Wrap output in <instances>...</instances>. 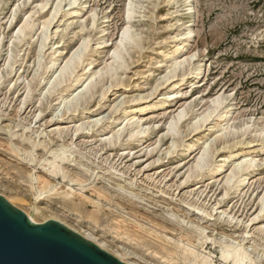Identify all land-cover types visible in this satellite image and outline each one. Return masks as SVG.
Here are the masks:
<instances>
[{
  "label": "rangeland",
  "instance_id": "374dc122",
  "mask_svg": "<svg viewBox=\"0 0 264 264\" xmlns=\"http://www.w3.org/2000/svg\"><path fill=\"white\" fill-rule=\"evenodd\" d=\"M129 1L79 0L80 4L71 8L69 0H62V12L73 8L81 12L78 18L69 19L63 29L61 45L56 47L59 59L55 70H60L57 68L64 65V60L71 56L84 38H88L91 44L88 49L97 48L91 60L85 58L81 65L83 67L91 62L90 73H97L112 62L110 53L119 44L125 26L132 25L142 40L135 36L122 52L127 67L124 63L126 68L122 67L124 69L119 73L126 81V87H114V91L107 92L104 98L96 93L91 103L86 105L80 102V107L77 105V113L74 111L76 108H70L71 115L69 108L62 109L58 103L62 94L73 92L69 91L70 86L67 87L70 82L67 85L65 83L67 88L65 85L57 87V91H53L56 95L49 94V78L45 74L41 75L50 62L49 50L52 45L47 43V47H43L40 54L43 59L37 57L42 23L52 14L59 0H0V81L3 79L0 82V195L27 214L35 224L49 220L67 224L80 235H90L94 243H103V250L126 264H185L180 260H172L164 251L162 243L154 240L159 231L138 217L144 212L148 218L164 222L169 229H176L168 234L174 239L181 231L168 220L169 214L172 217L175 215L178 221H185L183 225L187 230L196 232L191 234L195 244V235L203 232L217 242L240 241L239 238L249 225L252 242L248 240L247 244L256 242L264 245L257 237V228L264 225V218L249 222L257 215L258 201L264 194V152L256 158L261 164L250 174L249 184L241 194V199L232 191L226 194L223 178H214L213 175L222 165V157L230 150L235 153L244 146L251 147L246 154L255 157L252 151L264 142V0H191L196 23L192 27L194 36L187 47V56L193 53L196 56L190 67L184 65L178 73L181 76L183 69L194 68L203 59L206 61L202 78L189 80L188 89L184 90L186 96L176 100L178 109L188 106L185 122L179 125L174 135L169 134L166 126L176 113L164 114L159 109L145 119L146 127L150 130L143 139H133L128 143L127 133H124L116 146L106 147V137L119 130L116 116L109 112V106L117 102L124 103L125 107L130 99L152 91L171 64L165 61L156 69L153 67L160 48L177 31L190 25L187 20L189 12L181 7L183 0H133L136 7L135 14L130 20L127 19L130 23L126 20ZM46 2L48 6L42 10L40 5ZM92 12L96 14L95 17ZM60 15L61 12L56 21ZM25 16H32L30 24L35 26L27 36L17 31L23 25ZM50 32L51 29L48 34ZM104 41L106 43L98 45ZM135 45L140 47L137 49ZM38 59H41V66L37 65ZM81 68L74 77L81 74ZM34 74L35 80L31 78ZM112 83L107 79L103 87L108 90L106 86ZM81 85L73 88L75 94L84 89ZM28 86L32 87V97L25 93L28 92ZM50 95L54 96L51 98ZM218 96L225 99L223 108L228 114L219 119L218 112L214 113V117L203 125L200 134L196 133L190 127V122H195L196 117L212 108L211 100ZM105 103H109L108 107ZM101 118V129L88 128L79 135L72 132L75 124L81 121ZM220 121L222 125L218 126ZM223 132L225 138L228 136L225 139L223 135L227 144H220L217 139L216 135H222ZM235 141L238 147L229 148L235 145ZM210 142L213 152L208 166L214 172L189 178L188 169L196 162L205 143ZM189 144L198 146L191 157L182 153ZM172 145H176L175 149ZM222 145L229 147L222 148ZM61 149L70 153H67L69 161L63 164L66 170L73 175L78 171L85 175L87 181L83 185L69 178L64 179L63 174L51 176L55 155ZM169 149L172 154L167 155ZM38 177L45 178L47 182L41 185ZM94 187L110 191L111 199L98 198L92 193ZM68 193L71 195L67 196ZM195 207L203 212L199 213ZM135 215L138 219L134 218ZM230 215H235L238 221L230 224ZM204 248L207 249H202L200 245L197 247L200 252L213 253L216 264H222L219 244L209 242Z\"/></svg>",
  "mask_w": 264,
  "mask_h": 264
},
{
  "label": "bare ground",
  "instance_id": "6f19581e",
  "mask_svg": "<svg viewBox=\"0 0 264 264\" xmlns=\"http://www.w3.org/2000/svg\"><path fill=\"white\" fill-rule=\"evenodd\" d=\"M61 3H62V0H59V2L56 4L52 14L45 19L44 23H42L41 34H40V37H39L40 46H38V47H40L39 48L40 51L37 49L38 55H39L37 57L40 58L42 56V55L40 56V54L43 52L42 51L43 47H45V46L47 47V45H48L47 43L52 45L51 46V50L52 51L48 49L51 52L50 62H49L47 67L45 65L46 68H45L44 72L41 75L45 74L49 78L48 81H49V84L51 85V87H48L49 89L47 90L48 92H50L49 94L54 93L53 91L57 87L62 88L61 87L62 85H65V83L67 85V83L70 82V85H67V87L70 86L71 90H69V91L70 92L73 91V92L68 93L69 96L67 94H62V95L60 94L61 96H60V98L58 100V103L62 106V109H66L67 110V108H69L68 109L69 113H70V110L72 111L73 108H76L74 111H76V113H77V105H79V107H80V104H79L80 102L81 103L82 102L86 103V105L91 103V101L94 98V96L96 95V93H100V96L104 98V97L107 96V92L111 91L112 89L114 91V87H120V86L126 87L127 83H126V81L124 79L121 78V75H120L119 71L127 67V64L124 62V60H123L124 58H123V55H122V52L124 51L126 45L127 44L129 45V41L131 42V40H134V38H136L135 36L139 37V35H137V32L134 30L133 26L130 25L129 24L130 22L128 21L135 14L136 4L133 2V0L129 1L128 7L126 9V14H127L126 15V20L128 19L127 21L129 22L128 23L129 25L125 26V28H123V31H122L121 36H120L119 44L115 47L114 51L112 50L113 53L112 52L110 53L112 62L110 64L105 65L97 73L96 72L95 73L94 72L90 73V70H91V67H92V63L91 62L87 63V65L85 64V66H83V67L81 66L82 63L84 62L85 58L88 61H90L91 60V55H93L97 51V48L88 49V48H90V45H91V44L89 45V42L87 41V40H89L88 38L87 39H85V38L83 39L82 38L83 39V40H81L82 42L78 43L79 47L77 49L73 50L71 56H69L66 60H64V63H63L64 65L63 66H61L60 68H57L58 70L59 69L60 70L59 71L55 70L56 69V64H57L56 62L59 59V56H57L59 53L57 54L58 51H57L56 47L59 45L60 40L63 39V37H62L63 29L67 25V21L69 19L78 18L79 14L81 12L80 9H76V8L75 9L74 8L71 9L73 6L75 7V6H78L80 4L79 0H69V6L71 7V8L70 7L69 8L71 10H66L64 12L61 11ZM47 4H48L47 2L45 4L44 3L41 4L40 5L41 9L42 10L45 9L46 6H48ZM181 7L185 11L189 12L188 15H187L188 16L187 20H188V23L190 25L184 26L181 30L177 31L173 37L170 36L171 38L169 37L170 38V39H168L169 41H166V42L164 41L165 43L160 48L159 55L158 54L156 55L157 58H156L154 66H153L156 69L158 66H161V64L163 62L170 61L171 64H170L169 67H167L166 74L162 75V77L163 76L164 77L163 78L161 77V80L156 82L154 88H152V91H150L149 93H146L144 95L141 94L140 97H138V98L130 99V101L125 104L126 105L125 107H123L124 103L117 104V102L115 104H112L111 106H109V110L110 111L109 110L108 111L111 112L112 115L116 116V124H117L119 130L116 131V132H111V135L106 137V140H105V142H106L105 146L106 147L108 145L109 146H116L119 138L124 133H127L126 136L128 137V143L130 141H132L133 139H137V140L143 139L149 133V130H150V128L146 127L147 123H146L145 119L147 118V116L152 115L154 112H156L159 109L162 110L164 112V114H167L168 112H169L168 114L176 113V114H174L173 116L170 117V121H169V123L166 126L167 130H168L167 132L169 134L174 135L176 133L179 125H182L185 122V119L187 118V115H188V113H187L188 106H185L182 109H178L177 108L178 104L176 103L177 102L176 100L179 97L182 98L183 95H185L184 94L185 93L184 90L188 89L187 85L189 84L188 83L189 80H191L192 78H195V80L196 79L200 80L202 78L203 71L205 69L204 68V63H205L206 60L205 59L201 60L200 62H198L197 65L194 66V68L191 67V68H188V69H183L182 75L181 76L179 75V73H178L179 69L181 67H184V65H189V67H190L192 65V63H193V59H195L194 57L196 56V54H194V53L192 54V56H187L188 55L187 47L189 45H191L190 43L193 40V36H194L192 27L196 23V15L193 12V4H192L191 0H183V2L181 4ZM143 8H144V6H143ZM60 12H61V15L58 18V20L56 21V18L60 14ZM26 16H25L26 19H25L23 25H20L21 27L18 26V27H20V29L17 30V31H19V33L23 34L24 36H27L35 28L34 25L30 24V22L32 21V16H28V17H26ZM95 16H96V14L93 13V17H95ZM92 22L94 23V21H92ZM93 23H92V25H93ZM92 28H93V26L91 27V29ZM50 29H51V32H50L51 34H48V31ZM139 40H141L140 37H139ZM104 43H106V42L105 41L103 43L100 42L98 45L100 46V45H102ZM140 44H141V42H140ZM131 46H132V43H131ZM135 47H137V46L135 45ZM138 47H140V46H138ZM138 47H137V49H138ZM157 52H155V53H157ZM10 54H11V52L9 53V55ZM62 54H63V52H62ZM41 59H43V57H41ZM40 60L38 59V61H37V63H39V64H37L38 66L42 65V63L40 64V62H39ZM8 61L9 60H7V62ZM43 61H41V62H43ZM124 63L126 64V67H124L125 66ZM58 66H60V65H58ZM122 67H124V68H122ZM80 68H81V74H79V75L76 74V76L74 77L76 71H78ZM37 70H39V69L37 68ZM36 73L38 74V72H35V74ZM35 74L33 75V77H31L34 80L36 78ZM123 77H125V76H123ZM149 77L150 76H147L146 78H149ZM0 78H1V76H0ZM72 78H73V80H72ZM107 79H110L113 82L112 85L108 84L109 87L106 86V88H108V90L103 87V83ZM2 80L3 79H1L0 82H2ZM31 82L33 83L32 80H31ZM81 83H82V85L80 87L83 88V86H84V89L80 90V92L75 94L74 93L75 90L73 88H77ZM66 85H65V87H66ZM27 89H28V92L26 91L25 93H27V95L29 96V95L32 94V93L30 94V92L32 90V87L30 88V86H28ZM165 89H166V92H164ZM115 90L117 91L116 88H115ZM56 91L57 90H55V92ZM113 91H111V92H113ZM186 93H188V92H186ZM44 94H46V92ZM54 94L56 95V93H54ZM53 96L54 95H52V96L50 95L51 98ZM31 97H32V95H31ZM103 98H101V99H103ZM40 100L42 101V99H40ZM108 101H110V100H108ZM224 101H225V99H223L222 97H219V96L217 98L212 99L211 100V103H212L211 105H213L212 108H210L207 111H205L198 118L196 117L195 122L194 121L190 122V124H189L190 127L192 129H194V131L196 133H199L200 130L202 129L203 125L208 123V121L212 117H214V115L217 112H218L217 113L218 118L219 119H223L226 116V114H228V111L224 110V108H223V105L225 103ZM122 102H124V100ZM22 103H23V101H22ZM26 103H27V101H26ZM105 104L107 106L109 103L108 104L105 103ZM185 105H187V104H185ZM70 108H72V109H70ZM82 110H83V108H82ZM60 111H59V113H60ZM64 112H66V111H64ZM86 112L87 111H85V113ZM61 113L64 114L63 111ZM62 114H61V116H62ZM91 114H92V112H91ZM76 115H78V114H76ZM89 115H87V117ZM61 118H63V117H61ZM102 118L101 119H95V120L93 119L94 121H81V122H79L78 125L75 124L74 130L72 129V132L74 133V135H79V133L81 131L87 130L88 128L97 127V130L101 129V128H99V125L101 124V122L103 120ZM51 122H53V121H51ZM106 122H108V120ZM11 123H12V121H11ZM221 125L222 124H221V121H220V123H218V126H221ZM227 126L229 127V124ZM244 129L247 130V128H244ZM182 130H183V128H182ZM246 130H244V132ZM180 131H181V129H180ZM191 132H193V130ZM58 133H60V132H58ZM214 133H216V132H214ZM260 133H262V131ZM80 134H82V133H80ZM223 135H224V138H225V133L222 134V135H218L217 134L216 135L217 139L220 140V144H227V141H225L223 139ZM216 136H215V138H216ZM259 136H261V135H259ZM227 137L228 136H226L225 139H228ZM239 140H236V141H239ZM236 141H235V145H230V147H229L228 146L229 144H228V145H224V146L225 147L228 146L229 148H234L236 146ZM211 142H212V140H211ZM211 142L209 144L205 143L203 148L201 146L202 150L200 151V154H199L198 158L196 159V162L194 163V165H192V167H190L188 169L187 175H188L189 178H196V177H200V176H205L208 172L212 171V169L208 166L209 160L211 158L210 157L211 152H213V147L211 146L212 145ZM172 143H173V140H172L171 144ZM200 143H201V141H200ZM174 144H175V141H174ZM213 145L215 146V143ZM238 145L239 144L237 143L236 147H238ZM242 145L243 144H241V146ZM127 146H129V145L127 144ZM172 146L174 147L173 149H175V146L174 145H172ZM177 146H179V145H177ZM224 146L222 145V148ZM197 147L198 146H196V144H189L185 148L183 146L184 149H183L182 153L185 154V155H189V157H191L193 155V152H195L197 150ZM249 148H251V147H245L244 146L243 148H241L240 150H237V151L234 149L236 151L235 153L230 150V152H228V154H226V155H224L222 157V160H221L222 161V165H220L215 170V172L212 171V172H214V174H213L214 178L215 177L216 178H218V177H222L223 178L222 182L225 185L226 194L228 193V191H232L233 194H236L238 197H240V199L242 198L241 194L243 193L244 189L248 186L247 184H249V176H250V174L253 171H255L256 167H258L261 164V162L258 161L259 158L258 159H256V158L262 152H264V142L260 143V145H258L256 147V149L253 148L254 150L252 152H253V154H255V157H253L250 153H249L250 155L246 154L247 150ZM170 149L168 151L169 154L166 153L167 155H170V153L172 154L173 149H171L172 152H170L171 151ZM21 150H23V149H21ZM223 151H224V149H223ZM175 152H177V151L175 150ZM67 153H69V152L65 151L64 149H61L60 151H58V153H56L55 160H54V162L52 164V166H53L52 170L53 171H51V176L52 175L53 176H57L58 174H63V178L64 179L69 178L72 182H76V183H79V184L83 185L87 181V179H86L85 175L83 174V172L78 171V173L76 175L70 174L69 171L66 170L67 168L65 167V165H63L65 161H69V157L68 156H69L70 153L68 154V156H67ZM224 153H225V151H224ZM216 154L218 155V153H216ZM231 159H232V161H231ZM238 160H242V161L238 162V163H235V161H238ZM231 162H234V163H231ZM39 178L40 177H38V182L40 180V182L42 183L41 185H44L43 183L47 182V180L45 178L44 179H39ZM92 193L94 195H96L98 198H103V199H106L107 201L109 199H111V195H110L111 192L106 190V189H104V188H102V187H94L93 190H92ZM122 193H123V191H122ZM77 194L78 193H76V195ZM69 195H71V194L68 193L67 196H69ZM188 206H189V204H188ZM191 209H193V208H191ZM195 209L198 210L199 213L203 212L202 209H200L199 207H195ZM36 211H37V209H36ZM256 211H258L257 215L254 216L253 218H251V220L249 222H255L258 219L260 220L261 218H264V194H262L261 197L259 198L258 207H257ZM137 215H138V213H137ZM137 215H135V217H134L135 219L137 218ZM170 215L171 214H169V216ZM226 215H227V213H226ZM169 216H168V220L171 223H173L174 225H177L180 228L181 233L177 234V236H178L177 239H174V238L168 236L170 231L175 232L176 229H174V228L173 229H169L168 226H166L164 224V222H156L157 219L155 220L153 218L152 219L148 218L149 216L148 217L145 216V212L138 215L139 218H142L143 220H146L147 222L152 224L155 229H157L159 231L158 235H157L158 239L156 238L154 240H159L162 243L164 251H166V253L169 256L172 257V260L173 259L180 260V261H182L185 264H216L215 257H214L215 255L213 253H211V252L204 253V252L198 251V249H197V247L199 245L201 246L202 249H207V248H204V246L207 245L209 242H212V243H214V245L219 244L220 253H221V258L220 259H221L222 264H264V245L256 243V242H253V244H251V245H248L249 243L247 244L248 240H249V242H252V241H250L251 234H250V231L248 230L249 225H247V228L245 229L243 236H241V238H239V239H241L240 241L239 240L238 241H236V240L226 241L225 240V242H223L224 241L223 240L222 242H217L215 239H213L210 236H208V234L204 235L206 232L205 233L203 232L202 234L198 233L197 236L195 235L196 242H197V244H195V241L193 240V237L191 236V234H195L196 232L194 230H192V231L187 230L185 228V226L183 225L185 223V221L176 220L174 218L175 215H174V217H172V215H171V217H169ZM206 216L212 217L211 214H206ZM54 217H56V216L54 215ZM229 219L231 220L230 224H232L234 221H238V219H236L235 215H230ZM57 220H59V219H57ZM201 220H203V219H201ZM121 223H124V222H121ZM116 224H119V223H116ZM125 224L126 223H124L123 225H125ZM65 225H67V224H65ZM137 228L139 229V227H137ZM71 229H73V228H71ZM182 231H184V232H182ZM138 232H140V231H138ZM150 233H151V231H150ZM82 236L86 237L88 240H91V241L95 242L90 237V235L89 236L88 235H82ZM257 237L259 238V241L264 243V225L262 227L257 228ZM97 244L101 248H104V246H103L104 244L103 243H101L103 245H101L100 243H97ZM212 248H214V247H212ZM119 258L122 259V257H119ZM123 258H125V256H123ZM127 263H129V262H127ZM172 263H174V262H172ZM129 264H131V263H129Z\"/></svg>",
  "mask_w": 264,
  "mask_h": 264
},
{
  "label": "water",
  "instance_id": "95a60500",
  "mask_svg": "<svg viewBox=\"0 0 264 264\" xmlns=\"http://www.w3.org/2000/svg\"><path fill=\"white\" fill-rule=\"evenodd\" d=\"M0 264H126L55 220L35 224L0 195Z\"/></svg>",
  "mask_w": 264,
  "mask_h": 264
}]
</instances>
